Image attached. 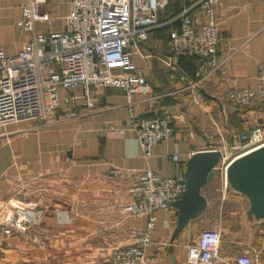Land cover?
Segmentation results:
<instances>
[{
	"label": "crops",
	"instance_id": "crops-1",
	"mask_svg": "<svg viewBox=\"0 0 264 264\" xmlns=\"http://www.w3.org/2000/svg\"><path fill=\"white\" fill-rule=\"evenodd\" d=\"M70 1L48 0L43 9L53 21L50 26L40 24L42 32L64 30ZM27 2L0 0V49L8 55L17 54L29 37L18 28ZM215 17L222 32L219 60L224 63L197 88L192 86L197 63L186 59L175 67L169 64L170 30L162 28L135 51L148 88L132 99L120 89L100 87L99 111L86 113L78 100L76 110L83 113L79 118L51 117L0 127V264H111V251L132 245L133 230L146 226V217L122 211L135 200L131 190L142 170L178 177L195 152L207 149L223 152L220 165L228 164L238 145L232 147L233 135L255 127L264 130V111L257 104L239 107L229 100L235 89L257 88L264 64V0H221ZM135 115L168 118L175 128L172 138L153 146L150 158H145L130 125ZM220 140L223 147L217 145ZM175 154L178 162L172 159ZM217 174L218 182L202 190L207 210L173 245L179 212L173 206L158 212L153 242L146 250L153 264H188V245L207 227L205 217L216 211L213 203L220 218L238 220L230 235L216 228L222 235L216 264H234L241 255L264 264V218L252 213L256 206L248 194L229 180L225 186L218 170ZM217 188L220 194L214 195ZM20 211L40 212L43 217L24 232L6 235L5 226Z\"/></svg>",
	"mask_w": 264,
	"mask_h": 264
},
{
	"label": "built area",
	"instance_id": "built-area-1",
	"mask_svg": "<svg viewBox=\"0 0 264 264\" xmlns=\"http://www.w3.org/2000/svg\"><path fill=\"white\" fill-rule=\"evenodd\" d=\"M174 1L186 0H71L61 32H42L40 24L51 25V13L43 7L48 0H28L22 8L18 28L28 34L22 49L8 55L0 49V127L49 118L69 120L83 115L75 104L82 100L86 113L99 111L97 89L108 87L124 91L129 99L148 88L143 68L136 62V49L156 31L169 27L166 41L168 63L177 66L182 59L197 60L194 88L217 72L222 32L215 17L221 0H196L184 5L176 16L163 19L165 8ZM80 88L81 94L76 90ZM235 106L257 104L264 111V64L259 67L257 88L235 89L229 93ZM143 149L151 157L153 146L169 140L175 128L168 118L138 117L130 120ZM250 146H264V130L255 127L245 133ZM240 135L236 137L239 141ZM179 161L177 154L172 156ZM232 161L219 165L226 186ZM116 173V172H115ZM187 189L184 174L163 177L145 169L139 174L132 193L135 200L124 205L128 215L146 217V226L133 230L134 242L117 247L109 255L111 264H153L146 250L152 244L158 212L180 200ZM42 213L17 212L3 232H24L37 225ZM222 235L217 229H204L188 245V264H216L220 258ZM234 264H259L241 255Z\"/></svg>",
	"mask_w": 264,
	"mask_h": 264
},
{
	"label": "water",
	"instance_id": "water-1",
	"mask_svg": "<svg viewBox=\"0 0 264 264\" xmlns=\"http://www.w3.org/2000/svg\"><path fill=\"white\" fill-rule=\"evenodd\" d=\"M201 93L213 99L204 90ZM243 133L240 137H244ZM207 140V139H206ZM247 142V138L244 139ZM207 145L211 142L207 140ZM224 155L217 149H207L195 152L186 163L184 176L187 189L183 197L174 202L172 206L178 210L177 227L170 240L173 245L175 239L190 224L192 220L200 217L208 207V200L202 190L216 179V169ZM228 180L238 190L248 194L254 203L252 213L258 219L264 218V146L247 156L234 160L228 170Z\"/></svg>",
	"mask_w": 264,
	"mask_h": 264
},
{
	"label": "rangeland",
	"instance_id": "rangeland-1",
	"mask_svg": "<svg viewBox=\"0 0 264 264\" xmlns=\"http://www.w3.org/2000/svg\"><path fill=\"white\" fill-rule=\"evenodd\" d=\"M225 131H227V130L225 129ZM237 136H238L237 134L232 136V145H233L232 147L235 148L234 144H238L237 145V149L235 148L233 150V155L234 154L235 155L232 157V160H234V158H236V157H238L240 155H243L247 151V147L248 146L250 147V145H248V143L245 142V140H243V138H239V141H236V137ZM223 142L224 141L220 140V143L217 144V145H219V147L220 146L223 147L224 146ZM232 160H230V161H232ZM218 178L220 179L219 174H217L215 181L217 180V182H218ZM216 191L217 192H215L214 195H219L220 192L218 193V188H217ZM217 206L218 205L213 203V208H214L213 210H216V211H213L211 213V215H209L208 217L207 216L205 217L204 224L207 225V227L205 229H216V228L220 227L221 229H223V233H225L227 235H230L231 232H232V229L236 228L238 226V223H237L238 220L237 219H228V218L227 219H222V218H220L219 215H218V212H217L218 211V207ZM236 208H237L236 206H232V207L230 206L231 210H235Z\"/></svg>",
	"mask_w": 264,
	"mask_h": 264
},
{
	"label": "trees",
	"instance_id": "trees-1",
	"mask_svg": "<svg viewBox=\"0 0 264 264\" xmlns=\"http://www.w3.org/2000/svg\"><path fill=\"white\" fill-rule=\"evenodd\" d=\"M195 2V0H186L184 3L180 2V1H174V2H171L164 10L163 12V15H162V18L163 19H169V18H172L174 16H176L177 14H179L183 8L184 5L186 6H190L192 5L193 3ZM168 28V29H167ZM167 30H170L169 27H166ZM182 60H186V59H182ZM180 60V61H182ZM196 63H197V60L196 59H193Z\"/></svg>",
	"mask_w": 264,
	"mask_h": 264
},
{
	"label": "bare ground",
	"instance_id": "bare-ground-1",
	"mask_svg": "<svg viewBox=\"0 0 264 264\" xmlns=\"http://www.w3.org/2000/svg\"><path fill=\"white\" fill-rule=\"evenodd\" d=\"M248 143V142H247ZM249 145V144H248ZM259 145H255V146H248L247 147V151L243 154V155H240V156H238V157H236V158H234V160H237V159H240V158H243V157H245V156H247L248 154H250V153H252V152H256L257 150H259L260 148H262V146L261 147H258Z\"/></svg>",
	"mask_w": 264,
	"mask_h": 264
}]
</instances>
